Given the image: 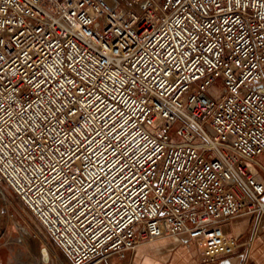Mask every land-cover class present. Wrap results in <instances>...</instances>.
<instances>
[{
	"label": "built area",
	"instance_id": "1",
	"mask_svg": "<svg viewBox=\"0 0 264 264\" xmlns=\"http://www.w3.org/2000/svg\"><path fill=\"white\" fill-rule=\"evenodd\" d=\"M259 155L264 0H0V194L30 214L17 235L43 236L32 216L66 264H132L180 234L215 260L241 244L223 221L264 231Z\"/></svg>",
	"mask_w": 264,
	"mask_h": 264
},
{
	"label": "crops",
	"instance_id": "2",
	"mask_svg": "<svg viewBox=\"0 0 264 264\" xmlns=\"http://www.w3.org/2000/svg\"><path fill=\"white\" fill-rule=\"evenodd\" d=\"M256 164L264 181V155L256 158ZM255 221L251 215L223 221L226 233L236 236L241 244L230 254L217 255L215 260H204L187 234L146 242L137 247L132 260L135 264H264V231L255 234ZM5 258V254L0 251V264L5 263ZM123 263L120 258L111 261V264ZM58 264H61V260Z\"/></svg>",
	"mask_w": 264,
	"mask_h": 264
},
{
	"label": "rangeland",
	"instance_id": "3",
	"mask_svg": "<svg viewBox=\"0 0 264 264\" xmlns=\"http://www.w3.org/2000/svg\"><path fill=\"white\" fill-rule=\"evenodd\" d=\"M210 91L217 94V96L221 95L225 90V86L218 79L209 89ZM6 196L0 194V225L4 222L8 226L9 234L5 237L0 238V251L5 254V263L4 264H13L15 261V256L19 255V252H28L32 249V247L28 244V242H19L17 238V228L15 227V222L21 220L19 217V213L29 215L28 211L24 210L22 206L16 201L14 193L7 188L6 186L2 189ZM19 212V213H18ZM31 219L37 224L43 236H37L33 234V241H30L31 244L36 247H49L51 251H53L54 255L61 262H65V255L63 250H60L58 246L55 245L52 237L49 233H47L43 226L36 220H34L31 216ZM19 236V235H18ZM20 237V236H19ZM27 254V255H28ZM135 255V254H134ZM133 255V256H134ZM135 257V256H134ZM132 257V258H134ZM134 259L131 261L132 264H135ZM47 264H50L47 262ZM126 264V263H123Z\"/></svg>",
	"mask_w": 264,
	"mask_h": 264
},
{
	"label": "bare ground",
	"instance_id": "4",
	"mask_svg": "<svg viewBox=\"0 0 264 264\" xmlns=\"http://www.w3.org/2000/svg\"><path fill=\"white\" fill-rule=\"evenodd\" d=\"M20 230V237L17 235L18 241L28 242L32 249L29 250V254L28 252H19V255L15 256V262L13 264H47V262L50 264H58L59 260L49 247L42 248L38 247V245L34 247V245L30 243V241H33V235L26 226H23ZM61 264L66 263L61 262Z\"/></svg>",
	"mask_w": 264,
	"mask_h": 264
}]
</instances>
